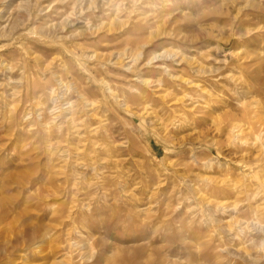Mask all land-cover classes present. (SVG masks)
Listing matches in <instances>:
<instances>
[{"label":"rangeland","instance_id":"1","mask_svg":"<svg viewBox=\"0 0 264 264\" xmlns=\"http://www.w3.org/2000/svg\"><path fill=\"white\" fill-rule=\"evenodd\" d=\"M0 264H264V0H0Z\"/></svg>","mask_w":264,"mask_h":264},{"label":"bare ground","instance_id":"2","mask_svg":"<svg viewBox=\"0 0 264 264\" xmlns=\"http://www.w3.org/2000/svg\"><path fill=\"white\" fill-rule=\"evenodd\" d=\"M36 1H38V0H36ZM151 1V0H150ZM151 3V2H150ZM149 3V4H150ZM144 5V4H143ZM114 6H117L116 5V3H115V5ZM28 8V7H27ZM26 8V9H27ZM120 8V7H119ZM121 9V8H120ZM130 12V11H129ZM25 15H24V13H22V14H19V16H17V18H16V20H15V22L16 21H18L20 18H22V17H24ZM20 17V18H19ZM19 18V19H18ZM185 82V81H184ZM145 83H148V81L146 82L145 81ZM144 83V84H145ZM182 83H183V81H182ZM191 84V83H190ZM149 86V85H148ZM112 92V91H111ZM170 94V93H169ZM115 96V95H114ZM148 96V94H147V92L146 91H143L142 93H141V95H140V97H147ZM127 98H125L126 100L124 101L125 102V104L128 106V104H129V102L131 101V100H136L137 101V99H139L136 95H132V94H129L128 96H126ZM90 100V99H89ZM140 100V99H139ZM138 100V101H139ZM85 101V100H84ZM86 103H84V105H83V107H87V106H93L95 103L93 102V101H88V100H86L85 101ZM137 104V103H136ZM71 105H73V104H71ZM70 106V105H69ZM75 105H73V107H74ZM72 107V106H71ZM71 107H70V109H71ZM78 107H79V105H78ZM75 108V107H74ZM69 109V108H68ZM77 108H75V109H72V110H75V111H77L76 110ZM71 112V111H70ZM65 113V112H64ZM76 113H78V112H76ZM70 114V116L69 117H67L66 119H64V120H67V124L69 125V127H71L72 129L71 130H73V128L75 127V124L74 123H76L75 122V119L76 118H74V115H75V112H71V113H69ZM98 115V114H97ZM79 116V115H78ZM80 121V120H79ZM86 124V123H85ZM81 125V124H80ZM68 127V126H67ZM89 129V128H88ZM92 130V129H91ZM75 131H76V129H75ZM68 132L70 133V129L68 130ZM92 132V131H91ZM90 132V133H91ZM95 132V131H94ZM83 134V133H82ZM80 135V134H79ZM88 135V134H87ZM98 141V140H97ZM98 143V142H97ZM96 144V143H95Z\"/></svg>","mask_w":264,"mask_h":264}]
</instances>
